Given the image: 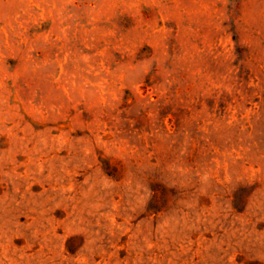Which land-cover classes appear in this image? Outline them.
<instances>
[{
	"label": "rangeland",
	"instance_id": "1",
	"mask_svg": "<svg viewBox=\"0 0 264 264\" xmlns=\"http://www.w3.org/2000/svg\"><path fill=\"white\" fill-rule=\"evenodd\" d=\"M0 264H264V0H0Z\"/></svg>",
	"mask_w": 264,
	"mask_h": 264
}]
</instances>
